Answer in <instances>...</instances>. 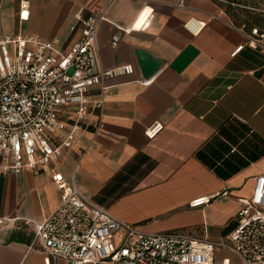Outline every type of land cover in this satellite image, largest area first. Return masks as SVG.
I'll list each match as a JSON object with an SVG mask.
<instances>
[{"label":"crops","instance_id":"obj_1","mask_svg":"<svg viewBox=\"0 0 264 264\" xmlns=\"http://www.w3.org/2000/svg\"><path fill=\"white\" fill-rule=\"evenodd\" d=\"M22 1L0 0V36L37 34L67 50L81 33L76 15L105 11L100 66L135 71L106 80L101 107L92 88L84 129L49 165L0 173V264H45L34 225L61 203L52 166L142 232L229 234L264 173V51L247 45L249 30L218 0H28L25 12ZM192 17L206 22L198 34L186 28ZM138 49L161 60L155 74L143 76ZM155 123L163 129L149 138ZM216 256L243 264L227 249Z\"/></svg>","mask_w":264,"mask_h":264},{"label":"built area","instance_id":"obj_2","mask_svg":"<svg viewBox=\"0 0 264 264\" xmlns=\"http://www.w3.org/2000/svg\"><path fill=\"white\" fill-rule=\"evenodd\" d=\"M29 6L23 0L21 11ZM104 18L105 11L88 16L79 12L76 23L81 33L67 50L37 34L0 36V173L39 172L49 165L84 129L89 113L86 96L92 88L101 87V107L106 80L134 73L130 63L112 69L100 66L98 29ZM205 24L192 17L185 25L198 34ZM246 38L247 45L264 51L259 28L249 30ZM141 82L149 85L153 78ZM162 129L155 123L146 135L154 138ZM51 171L62 190L61 203L34 225L45 264H51V258L67 264H231L229 257L217 259L218 249L232 251L243 264H264V173L243 200L235 228L223 238L210 239L191 231L142 232L85 195L56 166ZM206 200L194 199L191 206ZM4 221L0 217V225Z\"/></svg>","mask_w":264,"mask_h":264},{"label":"rangeland","instance_id":"obj_3","mask_svg":"<svg viewBox=\"0 0 264 264\" xmlns=\"http://www.w3.org/2000/svg\"><path fill=\"white\" fill-rule=\"evenodd\" d=\"M224 3L236 23L249 30L252 26L264 31V0H218ZM228 5H230L228 7Z\"/></svg>","mask_w":264,"mask_h":264},{"label":"water","instance_id":"obj_4","mask_svg":"<svg viewBox=\"0 0 264 264\" xmlns=\"http://www.w3.org/2000/svg\"><path fill=\"white\" fill-rule=\"evenodd\" d=\"M137 56L144 77H149L155 74L162 66L161 60L147 50L138 49Z\"/></svg>","mask_w":264,"mask_h":264},{"label":"trees","instance_id":"obj_5","mask_svg":"<svg viewBox=\"0 0 264 264\" xmlns=\"http://www.w3.org/2000/svg\"><path fill=\"white\" fill-rule=\"evenodd\" d=\"M230 5H228V7H229ZM227 10H228V8H227ZM228 12H229V10H228ZM240 25H243V24H240ZM255 26H252L251 28H249V30H251L252 28H254ZM258 28V27H257ZM260 29V31L261 32H263L264 33V31L261 29V28H259Z\"/></svg>","mask_w":264,"mask_h":264}]
</instances>
